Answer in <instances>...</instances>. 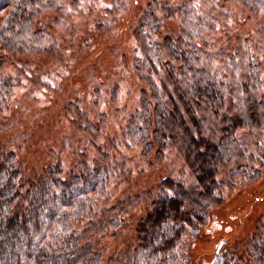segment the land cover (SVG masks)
Returning <instances> with one entry per match:
<instances>
[{
  "label": "trees",
  "instance_id": "1",
  "mask_svg": "<svg viewBox=\"0 0 264 264\" xmlns=\"http://www.w3.org/2000/svg\"><path fill=\"white\" fill-rule=\"evenodd\" d=\"M208 1V17L195 13L199 0L192 2L193 13L190 0H172L177 9L168 0H153L141 17L136 32L142 59L136 60L138 69L148 68V87L122 136L141 148L144 159L152 153L161 159L174 150L190 181L162 177L147 195L151 199L147 215L139 219L137 244L106 257L101 239L128 226L127 216L142 197L139 192L109 205L112 182L131 167L106 159L103 151L100 157L109 164L85 160L79 171L65 174L58 160L30 176L6 151L0 155V264H192L195 241L204 232L213 234L214 208L237 185L264 175V63L243 37L233 50L219 44L221 22L215 14L224 0ZM63 2L0 0V16L7 11L0 21V113L24 81L29 66L21 58L48 51L43 42L49 36L36 28V17L64 12ZM157 9L183 18L181 32L157 39L154 33L161 34L163 26ZM228 39V45L235 40ZM12 59L20 61L17 71L6 74ZM243 233L221 241L214 261L201 264H264V212Z\"/></svg>",
  "mask_w": 264,
  "mask_h": 264
},
{
  "label": "rangeland",
  "instance_id": "2",
  "mask_svg": "<svg viewBox=\"0 0 264 264\" xmlns=\"http://www.w3.org/2000/svg\"><path fill=\"white\" fill-rule=\"evenodd\" d=\"M168 1L167 5H173L174 0ZM209 4L208 0H199L200 9L195 13L208 17ZM260 4L261 0L251 4L247 0H224V8L215 16L221 22L219 44L233 50L236 39L243 37L253 55L264 63V7ZM63 6L64 12L48 11L36 17V28L49 36L43 42L48 51L21 58L29 67L23 83L14 89L9 107L0 113V155L11 151L22 174L30 176L58 160L65 174L72 169L79 171L85 160L95 164L100 158L109 164L100 157L103 151L108 152L106 159L131 167L127 175L121 179L117 176L119 181L112 182L109 205L139 192L142 197L127 216L128 226L117 236L101 239L105 256L110 257L130 243L137 244L139 219L147 215L146 203L151 199L147 195L158 187L162 177L172 174L187 181L190 178L184 160L174 150L161 159L156 153L144 159L138 145L122 139L148 87V68L138 69L136 60L142 59L136 31L153 0H64ZM158 14L163 17V26L161 34L154 33L157 39L181 32L183 18L175 13L168 17L161 9ZM229 36L235 39L230 45ZM209 43L213 46L217 42ZM18 61L7 62L5 73H15ZM262 78L264 88V68ZM246 140L252 143L253 137L248 135ZM263 198L264 175L256 182L237 185L226 202L214 208L209 227L213 234L204 232L195 241L192 264L214 261L211 259L226 240L235 238L238 231L241 234L252 229L264 212Z\"/></svg>",
  "mask_w": 264,
  "mask_h": 264
}]
</instances>
